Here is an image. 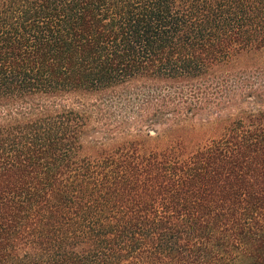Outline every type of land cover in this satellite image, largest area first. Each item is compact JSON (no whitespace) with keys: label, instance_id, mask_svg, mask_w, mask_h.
<instances>
[{"label":"trees","instance_id":"obj_1","mask_svg":"<svg viewBox=\"0 0 264 264\" xmlns=\"http://www.w3.org/2000/svg\"><path fill=\"white\" fill-rule=\"evenodd\" d=\"M0 264H264V0H0Z\"/></svg>","mask_w":264,"mask_h":264}]
</instances>
